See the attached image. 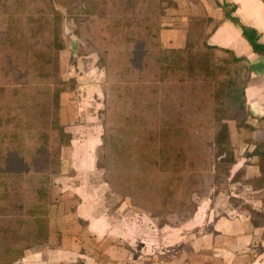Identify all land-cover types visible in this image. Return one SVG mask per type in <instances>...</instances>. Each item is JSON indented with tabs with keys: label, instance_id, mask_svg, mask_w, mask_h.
Segmentation results:
<instances>
[{
	"label": "trees",
	"instance_id": "1",
	"mask_svg": "<svg viewBox=\"0 0 264 264\" xmlns=\"http://www.w3.org/2000/svg\"><path fill=\"white\" fill-rule=\"evenodd\" d=\"M56 1L105 70V182L158 227L191 219L195 194L227 188L237 161L229 121L253 129L248 59L208 43L218 25L212 17H194L185 46L169 49L161 40L162 17L175 0H0V264H16L48 243L54 178L72 140L59 111L61 93L76 80L58 74L63 13ZM222 7L264 56L261 32L233 14L235 5ZM259 137L251 153L260 174L243 180L253 190L264 189V127ZM262 201L261 210L241 204L255 226L264 225Z\"/></svg>",
	"mask_w": 264,
	"mask_h": 264
},
{
	"label": "crops",
	"instance_id": "2",
	"mask_svg": "<svg viewBox=\"0 0 264 264\" xmlns=\"http://www.w3.org/2000/svg\"><path fill=\"white\" fill-rule=\"evenodd\" d=\"M175 2L162 17L161 40L166 48L185 46L192 19L206 15L218 23L208 43L248 59L247 122L253 129L239 130L234 121L229 122L237 155L231 178H239L231 182L224 199L217 200L219 196L212 188L197 200V212L191 219L163 227L133 206L129 198H120L111 211V191L106 182L63 180L58 201L53 187L55 204L48 243L27 250L16 264H144L148 260L154 264H264V225L255 226L251 211L242 207H263L264 189L253 190L242 180L260 174L258 157L251 152L264 127V56L253 51L241 27L225 17L222 7L223 3L235 5L233 14L259 30L264 42V0ZM231 196L242 198L240 205L232 202Z\"/></svg>",
	"mask_w": 264,
	"mask_h": 264
},
{
	"label": "rangeland",
	"instance_id": "3",
	"mask_svg": "<svg viewBox=\"0 0 264 264\" xmlns=\"http://www.w3.org/2000/svg\"><path fill=\"white\" fill-rule=\"evenodd\" d=\"M55 4L63 13L60 33V43L63 45L56 51L55 55V62L59 67L58 74L60 79L64 81L68 82L71 78L76 80L73 88H70L72 82H68L66 86L68 90L61 93L60 121L71 134L72 140L62 148L63 172L54 178V193L58 201L63 193L61 189L64 185L63 182L105 183L101 156L104 117L102 111L105 107L106 74L105 70L97 64V52L86 47L87 43L83 42L75 32L76 24L73 18L69 16L67 9L57 1ZM220 54L225 55L223 52ZM61 176L62 178H60ZM238 178L232 179L230 177L227 179V191H229L231 182ZM243 180L242 184L247 186ZM74 182L72 183L74 184ZM223 187L225 188V186ZM223 187L219 189L213 187L219 196L217 199L219 201L225 198L227 192V188L224 189ZM72 198L75 199L76 197L73 196ZM193 198L197 202L202 197L195 194ZM109 200L111 211H113L118 206L120 196L111 191L109 192ZM174 221L173 225L182 223L178 218H175Z\"/></svg>",
	"mask_w": 264,
	"mask_h": 264
}]
</instances>
